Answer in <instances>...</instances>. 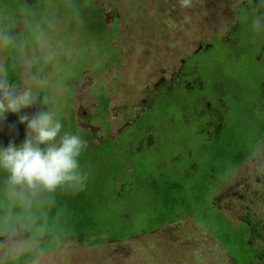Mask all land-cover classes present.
Masks as SVG:
<instances>
[{
	"label": "rangeland",
	"instance_id": "obj_1",
	"mask_svg": "<svg viewBox=\"0 0 264 264\" xmlns=\"http://www.w3.org/2000/svg\"><path fill=\"white\" fill-rule=\"evenodd\" d=\"M169 1L173 3L169 7L170 10L166 4ZM23 3L28 7L17 8L15 17L10 18L7 25H4L5 12L9 8L2 2L0 74L6 75L9 81L21 88L31 87L39 97L41 94L45 95L44 91H48L51 97L50 100L48 99L51 108L48 109L57 113L68 129L78 127L72 118L73 112L79 118L85 112V115L93 120V128L100 127L99 124L107 117L115 135L121 126L127 125L128 114L142 116L145 112V106L142 105L145 104L146 89L155 85L163 75L168 77L177 71L186 52L193 53L201 40L211 43V33L215 28L219 29L217 33L222 37L229 34L235 25V7L240 1L191 0L189 7H181L180 0H24ZM222 4L226 9L230 8L229 11L227 10L230 13V20L227 22L224 21L227 14H222ZM152 5L155 6L154 11L157 14H154ZM101 9H105L110 22L108 28L102 25L101 15L104 12ZM142 9H145L148 18L141 15ZM206 10H210V13ZM174 11H177L176 14L172 13ZM110 18L113 20L111 21ZM176 18L178 19L175 21ZM226 25L229 30L225 28ZM10 29L17 32L10 41L13 51L17 53L19 51L17 46L20 44L29 45L23 53L21 74L17 72V77L21 78L19 82H13V75L6 70L10 60L5 54L3 44L4 35ZM114 38L116 39L112 42L111 39ZM184 38L187 41H183ZM256 40L257 43L252 51L246 53L241 60L230 56L229 46L214 41L212 51L223 59L220 64L224 65L228 72L237 74L242 69L250 68L244 78L250 86L247 87L246 93L235 90L240 102L232 97L230 99L225 97L231 106L233 116L222 134H217L213 129L212 132L217 138H206L203 135L201 130L207 126L209 115L201 118V113L200 118L195 121L187 115V120L191 122L181 125V132L175 134L177 141L174 143L172 154L154 150L160 144L156 142V135H152V143H145L144 149L146 152L149 151L145 156L152 164L154 173L161 172L162 159L169 158L170 155H175L179 159L183 156L185 159L181 162L173 161L174 163L168 167V173L193 168L194 164L190 159L196 161L195 164L199 169H204L208 159L211 158L210 151L213 146L243 139L247 143L249 136H252L250 140L257 139L256 134L262 127L259 126L258 112L252 111L259 100L258 95L253 94L252 86H255L253 81L255 71H260L264 80V64L255 60L264 50L261 31L257 32ZM111 54L118 57L119 61L110 62ZM196 62L202 63L204 58H199ZM117 75L119 77L115 79L114 76ZM201 75L209 86L208 82L211 79L206 68L202 69ZM104 86L111 96L108 116L103 108L99 115L96 114L98 96L96 93L101 89L103 92L106 91ZM70 87H72V97H70ZM230 89H227L226 93H229ZM258 89L261 87L258 86ZM161 106L152 112H147L153 120L149 127L152 134L158 131L155 125L167 119L162 116ZM122 109L127 110L126 113L122 112ZM36 110L37 108H32L24 111L31 115ZM197 113L194 108L192 114L194 118ZM177 115L178 110L171 111V116ZM6 116V120L0 121V143L3 144L5 135L13 136L16 141L23 142L26 124L19 123L17 114L7 113ZM175 119L171 125L162 124L159 127L168 130L176 123ZM72 121L75 124L73 127ZM6 125L8 130L5 128ZM140 127L142 128V125ZM99 130L102 132V128ZM234 130L236 135L233 138L231 133ZM134 133L140 136L137 131ZM91 143L96 145L98 141ZM140 143L139 148L142 147L143 141ZM254 157L256 160L250 159L237 168L221 188L218 197L214 194L218 192L217 190L209 189V193L204 197V203H207L205 209L211 201L220 203L226 219L232 220L235 225H239L238 227L243 223L254 225L257 233L252 234L253 241L257 243L259 259H261L264 254V232L260 230L264 228V145L258 155L255 151ZM228 161L230 165L233 164L231 157ZM96 184L99 188L106 186L100 182ZM235 190L238 191L233 192ZM108 193L106 190L104 198L100 200V206L114 205ZM76 194L82 192L77 191ZM74 196L75 192L72 194V197ZM250 203L254 204V211L252 205L247 209L246 206ZM141 204L143 209L147 207L146 201H142ZM231 207H233L232 212L227 211ZM195 214L197 215H194V219L183 217L154 234L142 235L136 240L128 239L122 243L107 242L95 247L87 242L80 243L71 237L64 242L60 241L55 251L30 263L25 261L24 264H235L231 260V251L229 252L221 242L213 239L212 235L215 232L211 234L205 226L200 225L199 221L209 225L211 219L205 218L202 212L196 211ZM163 231L165 232L162 233ZM238 232L245 234L244 230ZM232 237L231 239L235 240V237ZM35 245L36 243L26 235H21L19 238L9 237V239L0 236V264H5L27 250L32 251ZM232 246H236L235 242ZM255 264H264V257Z\"/></svg>",
	"mask_w": 264,
	"mask_h": 264
},
{
	"label": "trees",
	"instance_id": "obj_2",
	"mask_svg": "<svg viewBox=\"0 0 264 264\" xmlns=\"http://www.w3.org/2000/svg\"><path fill=\"white\" fill-rule=\"evenodd\" d=\"M2 2L9 8V10L6 9L7 12L4 11L6 14L4 25H7L10 18L15 17L17 8L28 7L26 3H23V0H0L2 9ZM2 9L0 8V11ZM16 34L17 32L12 29L7 30L3 44L5 54L9 56L10 60L7 63L6 70L13 75V82H19L21 79L17 77V72L21 74L20 65L23 63V53L29 48L26 43L17 46L19 48L17 53L12 50L10 41ZM111 56L110 62L119 61L116 57L117 52L116 56L114 54H111ZM239 58L242 59L241 56ZM15 67L18 68L15 69ZM215 69L221 71L226 68L224 65L217 63ZM248 70L242 69L237 74H227L224 77H219V75L217 77L210 76L211 80L208 83L215 84L219 80L220 84L218 83V85H221L219 87L225 88L224 98L228 97L230 99L232 97L240 102L235 90L245 91L246 93L247 86H250L244 81L245 73ZM118 77L119 75L114 76L115 79ZM70 88V97H72V87ZM229 88H231L230 92L226 93ZM44 93L45 95H40L41 99L51 98L48 91H44ZM218 94L221 95L222 90L218 91ZM49 100L44 106L47 109L50 107ZM103 103L106 105L104 110L107 113L109 99L103 98ZM190 104L166 97L155 106V108L161 106L162 116L167 119L158 123L159 125L155 123L158 130L155 132L156 142H159L160 145L155 147L154 150L170 154L174 152V143L177 141L176 135L181 132V125L191 122L187 120V115L189 117V110H191L189 108ZM155 108L153 107L150 112L154 111ZM175 109L178 110V115L171 116V111ZM73 115H75L74 112L72 118ZM232 116L231 110L228 116L229 120L224 124V129L228 126V122L232 120ZM151 117L149 115L148 121L143 125H147V123L151 125L153 123ZM174 119L176 123L170 129L166 130L159 127L162 124L171 125ZM73 120L75 121V119ZM74 121H72V127ZM75 124L77 125L76 122ZM259 126L262 129L256 134V140H250L249 138H252V136H249L247 143L243 139L232 143L226 141L225 144L213 146L210 151L211 158L208 159V164L204 169H199L195 164L196 161L190 159L193 161V168L168 173V167L171 163H174L173 161L181 162L182 159H185L183 156L179 159L175 155H170L169 158L162 159L161 167L163 169L161 172L154 173L152 164L145 156L149 153L144 149L145 143L139 148L141 144H138L137 138L139 136L135 135L136 137L132 141L133 139L129 134L124 133L115 141H109L110 143L105 141L93 145L90 144V141H93L91 133H83L78 127L68 129L64 124L63 131L79 133L88 142V147L80 158L82 171L88 175L86 186L81 190L82 194H76L75 192L74 197H72L74 192L66 187L57 188L53 192L31 189L27 191L20 189L19 192L17 187L13 188L9 185V174L0 169V236L5 239L13 238L8 235H17L18 228H20L24 230L23 232H29V239L36 243L32 251L27 250L21 255L14 256L5 264L30 263L45 254L55 251L59 247L60 241L64 242L71 237L77 239L80 243L87 242L90 246L95 247L107 242L122 243L128 239L136 240L137 237L142 235L154 234L183 217L193 218L194 215H197L195 214L196 211L202 212L205 218L211 219L209 225L199 221L200 225L205 226L211 234L215 232L212 235L213 239L221 242L229 249V252L231 251V260L235 264L260 262L264 254L259 259L260 252L257 243L253 241L254 236L252 235L253 233L256 235L257 228L251 223H243L238 227L239 225H235L232 220L226 219L225 214L222 213L225 211L220 208V203L211 201L206 209L207 203H204V197L209 193V189L217 190L218 192L214 194L218 197L223 187L222 184L228 182L242 163L254 157L255 145L259 144L264 136V119L260 121ZM5 128L6 130L9 129L7 125ZM132 130L135 131V128L129 129V133L133 132ZM201 131L206 138L210 136L207 134L206 127ZM231 134L234 138L236 131L234 130ZM254 138L256 137L254 136ZM12 140L17 145L22 143L16 141L13 136L7 137L5 135L3 144L0 143V145L7 146L9 141ZM106 146L109 147L105 148ZM206 147L205 145V151ZM229 157L233 159L232 165L229 164ZM97 182L106 186L99 188ZM106 190L114 202V205L112 204L110 207L99 205L100 200L106 194ZM142 201L147 202V207L144 209L142 208ZM250 205H252L254 211L255 206L253 203L248 204L247 209ZM234 207L238 209L237 206ZM232 208L227 211L232 212ZM234 215L236 216V211ZM240 230H244L245 234H240L238 232ZM260 230L264 232V228ZM165 231L167 232V230ZM232 236L235 237V240L231 239ZM234 242L235 247L232 246ZM176 262L178 261L176 260Z\"/></svg>",
	"mask_w": 264,
	"mask_h": 264
},
{
	"label": "flooded vegetation",
	"instance_id": "obj_3",
	"mask_svg": "<svg viewBox=\"0 0 264 264\" xmlns=\"http://www.w3.org/2000/svg\"><path fill=\"white\" fill-rule=\"evenodd\" d=\"M24 1V0H23ZM40 1V0H39ZM240 4L235 7V13H234V26L229 31V34H226L225 36H220L217 33L218 28H215V30L211 33V43H205L203 40L199 41L198 48L193 53L186 52L183 59L181 60V67L173 72L170 76H164L159 78L160 80L153 85L151 88H147L145 91V99L142 106H145V112L142 114V116H138L137 114H128L129 120L127 122V125L121 126L118 130V132L114 135L112 132V126L109 123L107 117L106 120H104L101 124H99L100 127L93 128V120H90V116L85 115V112H83L79 117H76L73 115V119H75V122L77 120V126L80 131L83 133H91L93 137V141L97 140L98 143H104L105 141H115L117 138H119L124 133H128L131 138H133L132 141H134V138L136 137L133 132L129 133V129L135 128V131L138 132L140 135L137 140L138 144L143 141V143H152L153 138L151 130L149 131L150 125L147 123V125H143L145 122H147V118L150 114H147V112L151 111V109L159 103L162 102L163 98H170L174 101H183L184 103H191L189 110V116L193 120H197L199 117V114L201 113L202 116H206L207 114L209 123L207 124V133L210 134L209 137L211 139L217 138L214 132H217V134H221L224 129V124L226 121H228L229 112L231 111V106L227 103V101L224 98L225 88L222 89V87L218 86L219 80L216 81L215 84L211 83L208 87L206 84V81L201 77L200 69L206 68L209 72V77H224L227 74L233 75L232 73L228 72L226 69H222L221 71L216 70L217 63L222 62V58L217 56L216 52L212 51L214 48V41H217L219 44L227 45L231 49L230 56L239 58V56L244 57L246 53H250L253 48V46L257 43V30L253 28L252 25V17L256 14L264 15V0H239ZM227 3V2H226ZM167 4L168 10L170 5H172V1H169ZM151 7V5H150ZM222 14L227 16L225 17L224 21L230 20V8H225L222 4ZM1 8V5H0ZM196 8V7H194ZM155 6L152 5V10L154 11ZM197 9V8H196ZM102 15H101V21L102 25L104 27H109L110 22L108 21L107 14L105 13V9H101ZM207 13H210V10H206ZM177 11H174L172 13L176 14ZM141 15L146 16L148 18L145 9L140 10ZM163 14V11L161 12ZM247 13L248 20L251 22H247L243 19V14ZM154 14H157V12L154 11ZM137 15V14H136ZM223 18V17H222ZM178 18L175 19V21ZM112 21L113 19L110 18ZM181 20V19H180ZM179 20V23H180ZM114 22V21H113ZM163 26V24L161 23ZM227 30L229 28L225 27ZM262 33V37L264 38V29L260 30ZM112 42L114 41L111 39ZM183 41H187L186 38L183 39ZM247 46V47H245ZM204 58V62L198 63L196 62L197 59ZM241 60V59H240ZM255 60H258L260 63L264 64V50H262L259 55L256 56ZM252 68V67H251ZM250 69V68H249ZM210 77V78H211ZM262 75L260 71H255L253 74V81L255 82V86L253 88V94L258 95V103L254 105L252 108V111H257L261 121L264 119V80L261 79ZM220 84V83H219ZM258 86L261 87V89H258ZM249 87V86H247ZM105 90L101 89L100 91H97V104H96V114H100L102 111V108L104 109L106 105L103 103V98L109 99V108L111 104V96L108 95V89L104 86ZM223 90L222 94L219 95L218 91ZM103 93H102V92ZM179 94V95H178ZM102 98V99H101ZM100 99V100H99ZM108 111L106 113V116H108ZM148 108H150L148 110ZM194 108L198 111L195 118L193 117V110ZM122 112H125L127 110H121ZM203 111V112H202ZM136 116V117H134ZM263 116V117H262ZM131 117V118H130ZM140 121V123H139ZM87 123V124H86ZM131 123V125H130ZM142 125V128L140 127ZM102 128V132L99 130ZM213 129L215 130L214 132ZM262 144H256L255 145V151L258 155L260 153L263 145H264V136L261 139ZM92 140L90 141L93 142ZM110 143V142H109ZM253 160H256V158H250ZM249 159V160H250ZM247 162V161H246ZM245 163V162H244ZM243 164V163H242ZM241 164V165H242ZM95 171V170H94ZM225 183L222 184V186ZM18 191L20 192V189L23 191H27L30 189H25L22 187H17ZM24 230L18 228L17 235L9 234L8 236H11L13 238H19L21 235H26L29 238V232H23ZM7 236V237H8Z\"/></svg>",
	"mask_w": 264,
	"mask_h": 264
},
{
	"label": "clouds",
	"instance_id": "obj_4",
	"mask_svg": "<svg viewBox=\"0 0 264 264\" xmlns=\"http://www.w3.org/2000/svg\"><path fill=\"white\" fill-rule=\"evenodd\" d=\"M181 7L191 6V0H180ZM247 20V13L243 14ZM253 28L264 29V15L252 17ZM47 97L41 99L31 87L12 83L0 74V121L7 113L18 115L19 123L26 124L25 137L20 145L14 140L0 145V169L9 174V185L31 190L53 192L66 187L72 192L83 190L88 180L82 171L80 158L88 142L79 133L63 131L61 117L44 107ZM37 108L28 115L24 110Z\"/></svg>",
	"mask_w": 264,
	"mask_h": 264
}]
</instances>
